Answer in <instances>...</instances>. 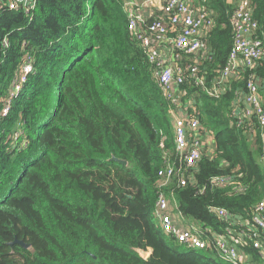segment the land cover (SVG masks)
<instances>
[{
  "label": "trees",
  "instance_id": "16d2710c",
  "mask_svg": "<svg viewBox=\"0 0 264 264\" xmlns=\"http://www.w3.org/2000/svg\"><path fill=\"white\" fill-rule=\"evenodd\" d=\"M134 1L37 0L30 16L0 11V101L24 56L33 57V73L0 120V264H220L200 257L203 250H172L152 221L163 151L175 155L168 101L127 29L126 3ZM193 2L214 14L212 54L197 74L204 86H180L182 105L192 99L215 149L197 163L194 182L177 190L178 210L222 232L208 208L250 218L263 193L264 138L233 125L234 93L244 89L246 72L218 98L206 92L227 63L235 7ZM250 4L264 45V0ZM255 73L264 99V58ZM221 176L242 190L212 187L211 178ZM244 251L264 264L250 246Z\"/></svg>",
  "mask_w": 264,
  "mask_h": 264
},
{
  "label": "built area",
  "instance_id": "2783aa9c",
  "mask_svg": "<svg viewBox=\"0 0 264 264\" xmlns=\"http://www.w3.org/2000/svg\"><path fill=\"white\" fill-rule=\"evenodd\" d=\"M37 0H0V11H22L30 16ZM136 7L134 2L126 3L128 8ZM134 10V9H133ZM151 22L143 26L142 17L129 12L127 29L141 47L147 62L152 66L160 92L168 101V115L171 119L174 158L163 151L164 170L160 179V192L152 212L153 219L159 222L160 230L168 239L187 250L215 253L225 264H256L245 253L250 246L257 258L264 259V182L261 199L253 207L247 220L234 219L225 208L210 206L209 214L223 223L222 232H216L198 223H186L178 210L177 190L193 183L192 172L203 156L214 155L213 136L199 123L192 99L187 98L182 105L184 94L180 86L188 80L197 81L202 60H210L212 54L208 43V33L215 24L213 12L195 6L185 0H165L161 13L149 15ZM230 25L232 44L226 65L218 71L211 88L206 89L209 96L218 98L231 78L238 79L247 73L244 89L236 90L231 108L235 128L242 129L249 137L259 130L264 138V99L262 86L255 73L259 62L264 58V45L258 36L259 23L252 15L250 0H241L234 8ZM3 44H6L4 40ZM193 58V59H192ZM0 101V120L6 119L16 100L33 73V57L26 54ZM19 129L16 136H20ZM164 148L163 143L160 145ZM261 172L264 177V155L261 158ZM242 190L240 184L230 177H213L210 185ZM203 192L199 189L196 194ZM176 196V197H175ZM171 204L173 213L171 212ZM193 224V225H191ZM236 227V230L233 229Z\"/></svg>",
  "mask_w": 264,
  "mask_h": 264
},
{
  "label": "crops",
  "instance_id": "0c3cea01",
  "mask_svg": "<svg viewBox=\"0 0 264 264\" xmlns=\"http://www.w3.org/2000/svg\"><path fill=\"white\" fill-rule=\"evenodd\" d=\"M164 1L165 0H136V1H134V4L136 5V9H137L138 13L142 17L149 18V15L157 16V15H159L161 13V8H162V5H163ZM226 1L229 4L232 2L230 0H226ZM186 2L194 3L193 0H187ZM142 5H145V6L143 8H141ZM237 5H235L234 7H236ZM138 8H140V9L138 10ZM129 12H132L133 14H136V10H133V9L131 11H129ZM207 39H208V37H207ZM208 43H209V41H208ZM176 200H177V197H176ZM171 212H172V214H174L173 213L172 204H171ZM174 216H176V214H174ZM184 219H185V221L182 224V227H184V228L189 226L186 223H196V222H193L192 220L189 221V219H187L185 217H184ZM191 225H193V224H191Z\"/></svg>",
  "mask_w": 264,
  "mask_h": 264
},
{
  "label": "rangeland",
  "instance_id": "374dc122",
  "mask_svg": "<svg viewBox=\"0 0 264 264\" xmlns=\"http://www.w3.org/2000/svg\"><path fill=\"white\" fill-rule=\"evenodd\" d=\"M187 1V0H185ZM232 1L230 4L232 7H234L235 5H237L241 0H230ZM234 4V5H233ZM145 5H142L141 8H143ZM131 9H134L137 11V9H135L134 7L132 8H128V10H131ZM140 8H138L139 10ZM25 144H23L24 146ZM155 227L159 228V222L155 219H152ZM191 221V220H189ZM160 229V228H159ZM162 234V238L164 239V242H167V244L170 246V248L178 253H188V250L185 249L184 247H181L179 245H177L176 243L170 241L169 239H167L166 235L164 233H161ZM149 253H146L144 257H147ZM200 257H202L203 259H206V260H210V261H215V262H219V258L218 256L213 253V252H203L201 254H199ZM220 264H223L221 263V261L219 262Z\"/></svg>",
  "mask_w": 264,
  "mask_h": 264
},
{
  "label": "water",
  "instance_id": "95a60500",
  "mask_svg": "<svg viewBox=\"0 0 264 264\" xmlns=\"http://www.w3.org/2000/svg\"><path fill=\"white\" fill-rule=\"evenodd\" d=\"M112 160H114V159H112ZM118 162H119V163H122L123 165L125 164L124 162H121V161H118ZM14 244H19V245L22 246L24 249L28 247L27 245L23 244L22 242H17L16 240L14 241ZM138 253H139V255H140L141 257L145 258L144 256H145L146 253H144V252H142V251H138Z\"/></svg>",
  "mask_w": 264,
  "mask_h": 264
},
{
  "label": "clouds",
  "instance_id": "9594fccd",
  "mask_svg": "<svg viewBox=\"0 0 264 264\" xmlns=\"http://www.w3.org/2000/svg\"><path fill=\"white\" fill-rule=\"evenodd\" d=\"M168 239V238H167ZM175 243V242H174ZM251 262H253L252 260H251Z\"/></svg>",
  "mask_w": 264,
  "mask_h": 264
}]
</instances>
